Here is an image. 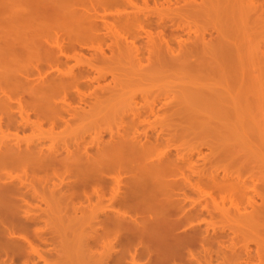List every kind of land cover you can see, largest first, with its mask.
<instances>
[{"label": "bare ground", "instance_id": "1", "mask_svg": "<svg viewBox=\"0 0 264 264\" xmlns=\"http://www.w3.org/2000/svg\"><path fill=\"white\" fill-rule=\"evenodd\" d=\"M202 1L0 0V264H15L18 259L25 260V256V262L32 260V264H39V258L48 260L46 253L33 246L30 234L50 243L52 237L34 225L48 220L58 204L66 212L72 208L71 216L81 212L84 219H92L97 239L114 231L118 236L127 230L128 243L136 237L145 241L143 253L151 257L148 264H264L260 243L256 252L249 246L235 248L234 242L225 244L226 240L218 234H210L208 228L201 229L200 223L195 222L205 208L209 210V205L199 208L197 203L186 200L188 189H200L202 183L226 193L232 190L247 195V180L230 171L219 177L193 168L194 174H186L184 162L194 157L178 156L184 158L182 162L172 158L168 150L153 156L164 139L156 123H217L212 126L224 141L223 156L235 160L243 149L264 153V117L259 113L264 103L263 90L253 87L255 75L263 72L264 50L247 52V40H242L247 37L246 25L251 23H247L248 19L264 18V0H246L250 13L246 16L242 9L241 15L246 16L243 19L235 7L229 10L226 0L217 7L206 6V0ZM206 7L217 8L214 13L221 15L223 22L216 25L211 21L216 34L210 31V37L206 35L207 26L206 32L193 35L188 18L205 12ZM233 14L242 22L234 19ZM214 16L211 17L217 18ZM72 58L76 61L69 65ZM123 59L133 69L131 74L135 73L133 76H139L141 81L150 83L156 74L159 77L155 79L161 81L170 73L179 74L180 78L170 92L152 89L147 83L148 87L140 91L127 90L131 94L123 107L117 104L110 110L104 109L116 112L115 121L123 123L120 128L114 125L117 130L113 126L109 138L104 137L102 130L89 141L83 138L84 132L83 139L77 137L74 141L71 135L73 141H69L70 135L65 132L58 141L56 138L63 130L57 132L56 127L62 124L69 128L67 125L78 114L91 115L94 106L107 102L108 89L113 92L119 84L126 83L134 87L123 77V72H129ZM109 73L110 82H102ZM125 106L127 109L120 111ZM44 123L50 125L46 130ZM144 123L153 124L157 132L141 131L140 125ZM29 127L41 133L31 131L34 137H20L19 133ZM48 138L51 143H47ZM14 170L22 172L15 175ZM124 171L129 173L127 179L121 176L126 175ZM124 187L125 191L121 190ZM108 190L110 203L94 204L104 203ZM256 201L251 202V212H241L238 206L222 207L221 212L264 215V208H260L264 198ZM44 203L46 206H42ZM255 209L261 214H253ZM136 214L147 217L144 225L136 224L141 220ZM179 226L189 230L175 231ZM111 241L106 243L113 245ZM215 241L217 248H213ZM126 251L111 261L105 257V264H121L127 257ZM133 252L130 262L137 264ZM256 255L261 258H256L261 260H256L258 263L253 261Z\"/></svg>", "mask_w": 264, "mask_h": 264}, {"label": "rangeland", "instance_id": "2", "mask_svg": "<svg viewBox=\"0 0 264 264\" xmlns=\"http://www.w3.org/2000/svg\"><path fill=\"white\" fill-rule=\"evenodd\" d=\"M201 1L202 0H200V2ZM223 1L224 0H222V3H221L220 1H217V0H211V1L206 0V6L217 7L218 5H222ZM226 1H227V3H225V4L229 3L228 4L229 10H231L230 8H232V7H233L232 10H233L235 7V10H237V12H239L240 15H241L240 11L242 9L246 10L245 11L246 16L248 13H250V12H248V10H250V9H246V7H245V5L247 3L246 0H244V1L243 0H237V1L232 0L233 2H231V0H226ZM236 4L238 6H236ZM210 7H209V9L211 11H209V9L207 7L205 10L206 13L208 12V15H206L205 12H203V13L201 12V13L195 15L194 17L188 18V20L190 19L192 21L191 22L189 20V24H192L191 25V28H192L191 33L193 35L194 34H200L203 31H205V28H206L205 26H207V31H208V32L205 31L207 37H210V35H208L210 31H213V32L215 31L214 33L216 34V28L212 27V26H214L213 25L214 23H212V25H211V21L215 22V24L218 21L220 22V16L221 15L218 16V15H216V13H214V11L217 8H215V10H213ZM251 13H252V15L254 14L252 11H251ZM213 14L215 15L214 17H217V18H212L211 16ZM230 14L232 16V13H230ZM242 14H244V12ZM233 15H234V19H235L236 16H235V14H233ZM236 15H237V13H236ZM208 16H210V17H208ZM243 16H245V15H243ZM243 16L241 15L240 17L243 19ZM198 17H199V19H198ZM201 17H202V19H201ZM204 17H207L209 19V21L207 22V18L204 19ZM195 18L198 19V20L196 19V21H198L197 23L195 21ZM236 18L239 19V17H236ZM251 18H249L248 19L249 22H247V23H250V22L251 23L246 25L248 30L246 29L247 31H246L245 35H247V37L246 36L245 37L247 39L245 37H241V38H245V39H242L243 41L247 40V44L244 45V49H246L247 52H251V51L255 52L257 50L258 51L260 50V52H261L264 50L263 49L264 48V18L261 21L256 20V19L253 20L252 16H251ZM224 20H225V18H224ZM239 20L242 22L241 19H239ZM209 22H210V24H209ZM222 22H220V23L222 24ZM257 22H259V23H257ZM250 27L253 30L252 33L254 32L253 36H252V33L250 32V30H251ZM208 28H210L211 30H208ZM236 28H235V30H237ZM238 29L241 30V28H238ZM235 32H237L236 35L238 36V31H235ZM186 35L187 34L185 31V36ZM247 45H249V46H247ZM213 47L216 48L217 45H213ZM259 48H262V50ZM107 50H109V49H107ZM86 54L90 55L89 52ZM125 59H123V61L121 60L122 63H124V62L128 63V61ZM69 60H71V59H69ZM75 61H76V59L74 60V58H72V61H70V63L69 62L68 63H69V65L70 64L72 65L71 62L75 63ZM263 66L264 65L261 66L263 69V72H262V74H260V76L255 75L253 73V75L257 76V79L253 83V87L254 88L256 87L258 89H262L263 90V98H264V67ZM127 67H129V63L126 65V69H127ZM62 68H64V67L62 66ZM65 68H67V67H65ZM259 68H258V70H260ZM130 70H131V72H130ZM128 71L129 72H126V73H128L127 75L125 72H123L124 73L123 77H125L127 80H129L128 82H131V83H128V84H133L134 87L131 85L127 86V83H126L127 81H125V83H126L125 85L127 87L124 84H119V87L117 86L118 88L116 87L115 88L116 90L114 89L115 91H117V93H115V96L113 94L115 91L113 90V92H112V91H109V89H108L109 94H106V95H109L108 96L109 99L107 98L108 103L105 101H102V103L99 102L97 104L100 108H98L97 105H96L97 107L94 106L93 107L94 110L90 111V114L92 116L91 115L88 116V114L84 115L83 113H81L82 117H79L78 115H80V114H78L77 115L78 117L77 116L74 117V120H71L72 122L69 125H67V127H69V128H66V125L64 126L62 124H61V126L59 125L58 127H56L55 131L58 130L57 132H59V130H61V129L63 130V131L59 132L60 134H58L59 136H57L56 139L58 140L60 138V136H62V135L64 136L63 133L66 132L65 135H67V136L70 135V136H68L69 141L72 140V136H73L74 141H75V139H78L79 137L82 138V136L85 133L86 135H84L83 138L87 139L89 141V140H91V138L95 137L94 135H97V134H95L96 132L98 133V131L100 132L102 130L104 131V132L102 131L104 134V137L109 138L110 133H111L110 130L111 129L113 130L114 128H115V130H117L116 127H118V128L122 127L123 125L122 126H120V125L123 123H117L114 119L116 112H112V113H111V111L106 112V110H108V108L110 110L111 107H113V106L115 107V105H117V104L119 105V107H123V103L126 102L128 96L131 94V92L140 91V89L148 87V86L149 87L152 86L151 87L152 89L158 88V90H161L162 92H167V91L170 92L173 90V88H175L174 84L178 83V80L180 78L179 74L170 73L169 75H166V77L163 75L164 77L161 81L160 78H159V80H156L159 77L156 74L155 77L156 76H158V77H156V79H155V77L154 78L151 77L150 83H149V81L148 82L144 81V80L141 81V79H139L140 77L137 75L133 76L135 73H133V75L131 74L133 69H131L130 67H129ZM254 71H255V69H254ZM261 71H260V73H261ZM252 72H253V69H252ZM256 72H258V71H256ZM129 74H131V75H129ZM111 78H112V74L109 73L106 76V79L104 78L105 80L102 79V82H104V81L110 82ZM135 78L139 79L142 83L141 82L138 83L139 80L138 81L136 80V82H135L134 81ZM122 79H123L122 82L124 83L125 79L124 78H122ZM132 81H134V82H132ZM154 81H155V83H154ZM122 82H120V83H122ZM147 83H149L148 86L146 85ZM123 85L125 86V88L123 87ZM120 86L123 88H121ZM130 86L133 88H131ZM119 88H121V89H119ZM129 89H131V90L133 89L134 91H131ZM110 90H112V89H110ZM127 90H129L131 92L129 93ZM111 93H112V95H110ZM110 96H112V97H110ZM75 101L73 102L74 103L73 105H75L78 102V101H76V103H75ZM109 103H110V105H109ZM119 107H118V109H119ZM95 108H98L97 111H95ZM87 109H89V107ZM104 109H106V110H104ZM126 109H127V107L125 106L124 108H121L120 111H123ZM98 111H100V113ZM117 111H119V110H117ZM259 113L261 114V117H264V103H262V107L260 108ZM95 114H97L98 116ZM260 114H259V116H260ZM85 116H87L88 118H86ZM83 117H85V119ZM32 118H36V117L32 116ZM107 119H108V121H107ZM248 119L250 120L251 118H248ZM111 120H112V122H111ZM156 124H157V126H156L157 130L159 129V131L161 130L163 132L164 139L161 142H159V144L161 143L160 145L156 146V150L153 153L154 157L158 156L161 152H164L166 150L170 151V155L172 158L176 157V158L181 159L182 156H184V157H187L185 159H188V157L191 156V158L194 157L192 161H188L191 163H188V162L185 163L184 162L185 165L183 166V170L185 171L186 174H189V173L194 174L195 172L193 171V168L196 170H202L203 172H206V173H210L211 175L214 174V175L219 176V177H222L223 174L225 173V171H230V173L234 172V175H237V173H239L240 174L239 177L241 179L247 180V182H248L249 193L247 195L239 194V192L238 193L232 192V190H231V192L227 191V193H226V190H224V192H225L224 193L223 189H220V188L215 187V186L213 188H211V187H209L210 186L209 184H208L209 185L208 186L206 184L203 185V183L201 184L202 186H200V189L197 188V190H196L195 188H192V189L189 188L188 193H187L188 196L186 198L188 203H193V204L197 203L199 208H201V206L203 204L209 205V210H207V208H205L203 210V213L197 217L198 219L197 218L195 219V222L200 223L199 225H200V227H202L201 229L206 230L208 228V230H209L208 232L210 234H218L220 239L223 238L224 240H226L225 244H229V245L231 244L232 245L233 244L232 242H234L235 248H240V246H242V248H243V246H245V247L249 246V248H251L254 252H256L258 250V249L256 250V247L258 246L257 244L260 243V245H261L260 248L264 249V215H263V213H262V215L256 214L255 211L258 213H260V212H259V210L257 211L255 209L254 212H252L253 214L255 213V215L257 216V217H255L253 215L251 216L250 214L241 216V215L235 214L234 212L229 213V214H225V213L223 214L221 212L222 207H231V209H236L237 206L241 208L240 209L241 212H244V210H245V212H249L250 210L253 209V207H252L253 205L251 202H254L256 200L258 202L262 201V197L264 198V153L257 154L255 152H251L249 150L243 149V150H240V152H239L240 156L238 158H235V160H233V158H228L227 156H223L222 153H223V150L225 147L224 141L222 140L221 135H219L218 132H216L217 130H213V129H215V127L212 126V124L216 125L217 123L216 124L215 123H211V124H209V123H206V124L205 123H156ZM161 124H163V125H161ZM207 124H208V126H207ZM114 125H116V127ZM49 126L50 125L48 123L47 124L44 123L43 129L46 130L49 128ZM113 126H114V128H113ZM151 126H152V128H151ZM151 126H150V123H144L143 125L141 124L140 130L143 131L144 129H147L148 131H150V133H153V134L156 133L157 132L156 129L155 130L153 129L154 125L152 124ZM141 127H142V129H141ZM65 128L68 130H66ZM12 129H9V130L12 131ZM38 130H35L36 131L35 132L33 130V128L29 127L28 131H27V129L24 132L21 131L19 133V135H20V137L22 136V138L24 137V139L25 138L28 139L32 136L34 137V135H33L34 132L36 134L41 133L40 130L39 131ZM31 131H34V132H31ZM68 131L69 132L71 131V132L69 133ZM13 132H15V130H13ZM82 132H84V133L82 134ZM29 133L31 134V136ZM72 133L75 134L76 136H74ZM79 133H80V135L78 136ZM90 134L93 136H91ZM55 135H57V133ZM38 136H39V134H38ZM57 140H55V141H57ZM58 141H60V140H58ZM47 143H51L50 138L47 139ZM178 156H181V158ZM183 159H181L182 162L184 161ZM196 161H198V162H196ZM21 172L22 171H20V170H14L13 171V173L15 175H17L18 173H21ZM122 173H123V171L121 172V174ZM124 174H126V175H121V176L124 177L125 179H127V177H128L127 175H129V173L128 172L126 173V171H124ZM178 176L181 177V174ZM233 179L236 180V178H233ZM122 183L121 184L124 186L125 180H123ZM121 190L125 191V187L122 188ZM227 190H229V189H227ZM109 196H110V191L108 190L107 191V197H106L107 199L104 200L105 202L104 203L98 202L97 199L95 198L93 201L94 202L97 201V202L94 204H98V206H103L105 203L109 204L110 203V201L108 200ZM75 200L78 201V199H75ZM58 205L60 207L55 205V207H54L55 211H53V213L51 214V217L48 220H46V221L41 220L37 224L34 225V227L39 226V229L42 231L44 229L45 233L48 236L52 237V240L50 241V243H44V241L39 239L38 236L34 235V233L30 234V239L35 242V243H33L34 244L33 246H35V248H37V249L40 248L41 250L39 249V251H41L42 253L44 252V255L46 253V257L47 258L49 257L48 260L45 261L43 258H39L37 255H35L34 256L35 260H37L39 258V261H38L39 264H44V263L45 264L46 263H48V264H105V261H106L105 259H110V261H111L113 257H116V255H121L122 254L121 252H123L124 250H127L126 251L127 257L124 258L125 260L123 259V262L121 264H131V262H130L131 261V254L130 253L133 251L135 252V255L137 258V262H138L137 264H148L149 262H147V261L151 260V257L149 254H147L146 252L143 253L144 250L146 249L145 248V245H146L145 241H142L140 238L136 237V238H133L132 240H134L135 242L136 241H138V242L134 243V241H130L129 243H132V244L128 243V231L127 230H124V232L122 231L123 233L119 232L118 236L116 234V231H114V233L111 232L109 235H107V237H105L106 239L105 238L104 239L103 238L97 239L94 236L96 231H95V227H94L95 225H93L92 219H90V218L87 219V217H86V219H84L85 216H83L81 212H79V215L76 217H74V215L71 216V215H69V212L73 211L72 208H70V211H67L68 212L67 213L66 209H64L60 204H58ZM42 206H46V204L44 203ZM56 207L57 208L59 207V208L57 209ZM260 208L263 210L264 206H262ZM260 208H257V209H260ZM62 211L65 213L63 214ZM133 211L134 210L131 209L132 214H133ZM61 212H62V214H61ZM263 212H264V210H263ZM139 213L143 214L144 212H139ZM145 213H147V212H145ZM140 214H136V217H137V219L140 218L141 220H138V221L135 219H132V220H135L134 222L137 221L136 224L138 223L137 225L140 224L142 226V225H144L143 220L145 221V219L147 217L145 218V215H140ZM180 215H178V217ZM173 217L177 218L176 216H173ZM128 221H129V219H128ZM129 222H131V221H129ZM184 222L186 224L188 223L187 220H185ZM132 224H133V221H132ZM98 226H100V225H98ZM180 226L175 231L181 230L180 232H183V231H185V229L189 230V228L187 227L189 225L183 226L182 228ZM99 230L102 231V226L100 227ZM46 231H49V232H46ZM166 231L168 233V230H166ZM87 232L89 235L87 234ZM117 233H118V231H117ZM122 234H124V235H122ZM95 238H96L97 242H96ZM108 240H112L111 242L113 245H110V243L107 244L106 242ZM140 240H141V242H140ZM86 241L89 242L91 244V246L89 244H87ZM113 241L116 243V245H114L115 243H113ZM124 241H126V242H124ZM126 243H128L130 246ZM218 245L219 244L215 241L213 248H217ZM86 246H88V247H86ZM128 247H129V249H128ZM130 247H131V249H130ZM263 253H264V250L262 251V254ZM35 254H37V253H35ZM110 254H112V256ZM252 255L255 256V254H252ZM4 257H6V255H4ZM102 257H103V259H101ZM149 257H150V260H149ZM256 258H260V257L259 256L255 257V259H253V261L258 260ZM26 259H27L26 256H25V260H24V258H22L20 260L18 259V260H16L15 264H25V263H27V262H25ZM100 260H101V262H100ZM31 261H29V262H31ZM258 261H256V262L258 263ZM29 262L27 264L33 263V262L32 263H29ZM215 262H217V261H215Z\"/></svg>", "mask_w": 264, "mask_h": 264}]
</instances>
